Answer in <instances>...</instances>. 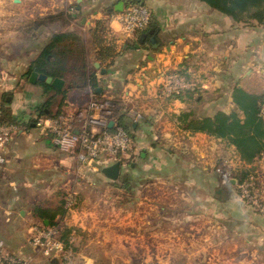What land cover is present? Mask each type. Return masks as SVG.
Segmentation results:
<instances>
[{"label": "crops", "instance_id": "obj_1", "mask_svg": "<svg viewBox=\"0 0 264 264\" xmlns=\"http://www.w3.org/2000/svg\"><path fill=\"white\" fill-rule=\"evenodd\" d=\"M13 1V13L20 10V16L38 19L47 29L44 46L53 34L68 33L49 53L50 61L62 56L67 67L81 65L95 71L96 89L74 70L56 75L65 84L61 89L53 86L60 98L45 107L46 112H76L86 109L92 99L113 98L116 115L133 133L134 147L128 154L139 153L140 161L133 162L132 171L123 178L124 201L118 202L107 189L108 195L93 194L88 182L94 186L106 175L90 171L73 153L59 149L50 134L40 132L33 119H28L32 113L23 114L21 101L17 106L12 103L16 115L31 124L21 126L8 143L6 162L0 167V234L8 242L22 241L29 235L27 228L41 221L35 209L46 211L76 226L73 264H108L107 259L118 256L130 259L126 249L118 255L108 250L109 244L131 243L129 229L163 226L149 216L168 209L171 218L165 242L174 250L162 252L160 260H170V264H264V216L234 188H223L212 169L229 150L239 156L236 146L222 137L185 129L177 118L183 111L196 116L220 109L232 111L236 85L264 93V22L236 21L202 0H141L151 9L154 23L128 37L114 17L116 11L110 10L119 2L126 7L129 0ZM98 19L106 21L108 43H115L114 56L99 58L101 48L92 30ZM16 24L12 27L21 34L23 29ZM154 35L155 45L151 43ZM165 67L185 69L182 73L193 88L190 95H159ZM35 83L29 88L34 90L31 94L37 91L44 97V89L40 91ZM135 108L143 112L139 121L130 115ZM254 164L264 178V158ZM71 192L82 197V207L62 214ZM44 220L49 223L46 216ZM113 224L119 225L120 232L112 230ZM7 228L16 233L6 232ZM162 233L155 232V239ZM140 238L144 243V235ZM97 246L101 255L96 253ZM92 247L97 248L95 253Z\"/></svg>", "mask_w": 264, "mask_h": 264}, {"label": "built area", "instance_id": "obj_2", "mask_svg": "<svg viewBox=\"0 0 264 264\" xmlns=\"http://www.w3.org/2000/svg\"><path fill=\"white\" fill-rule=\"evenodd\" d=\"M99 1V0H94ZM113 13V12H112ZM111 13V14H112ZM121 30L128 36H134L139 30L144 29L152 17L151 9L143 2L128 3L121 11H116ZM163 79L159 85L158 93L162 97H170L181 93L191 87L188 78L172 67L163 69ZM116 101L113 98L92 99L86 109L76 112L63 111L47 115L34 111L31 115L34 125L40 132L50 134L59 149L73 153L82 166L92 170L100 169L106 165L123 160L133 148V136L119 116L116 115ZM264 114V104L262 108ZM133 121L143 118L139 109H131ZM113 120V125L108 123ZM21 128L18 122L0 123V167L6 162V148L17 131ZM222 187L238 185L242 196L248 201H253L258 208L264 211V193L257 185V179L252 175L241 182L233 183L236 177L233 160L220 158L215 165ZM76 195L71 192L65 198V207L68 210L76 209ZM76 228L72 230L69 241L62 238L59 225H49L43 222L35 223L30 228L29 242L35 251L48 258H56L64 264H73L76 248ZM35 256L21 250H10L6 240L0 235V264H34Z\"/></svg>", "mask_w": 264, "mask_h": 264}, {"label": "rangeland", "instance_id": "obj_3", "mask_svg": "<svg viewBox=\"0 0 264 264\" xmlns=\"http://www.w3.org/2000/svg\"><path fill=\"white\" fill-rule=\"evenodd\" d=\"M2 1L3 2L0 3V28L3 29V34L0 35V101L2 103L4 97L6 96V98L9 99V102L6 103L5 105L10 106L12 109H13L12 105L15 102H16L15 105L17 106V103L21 101L22 108L24 109L22 112H24L23 114L27 116L34 112L32 109H35L36 107H40V105H42V107L50 108L51 103L52 102L54 103L57 100V98H60L59 91L55 92L56 90L55 88L47 89L43 84H38L39 81H37V83L35 84L39 85L40 91L44 89L43 91L46 93L44 97L39 95L37 91L31 94L34 90L33 91L29 90L30 87H33L32 82L29 80V74L31 72V62H32L31 58L34 55L36 56L38 51L44 48L48 44L46 43L45 46L43 44L45 41V37L48 35L47 29H45L44 26L42 25L40 26L38 19L30 18L25 14L20 16L18 13L20 12V10H18L17 13L15 12L13 13L11 8V4L14 3L13 0H2ZM16 23H19V26H21V28L23 29V32H21V34L20 32L18 34V32L15 31V27H12V26H16L17 25ZM55 95L56 98L53 97ZM49 98H53V101H50L47 104ZM61 104L62 101L60 102V105ZM226 141L229 142L228 140ZM223 158L233 160L235 176L238 175V177L242 175L245 168L252 167L253 173L250 174V176L253 175L255 179H257L258 182L257 185L260 187V189H262L264 193V178L260 176L259 171L256 170L257 164H254L255 161L262 160L263 157H258L254 162L251 163L252 164L251 166L246 165L245 164L246 162L241 159L240 154L239 156H236L232 150L231 151L229 150L227 155ZM127 160H128L127 166L121 168V174L119 178L112 179L107 175L102 176L103 177L102 180L96 182L98 186L96 184L92 186L90 185L91 182H88L89 189L87 187L85 189L90 190L93 194L108 195V192L104 191L105 189H107L109 193L113 194L116 197V199H118V202L124 201L125 199L122 197L123 191L121 189L122 187H125L123 186L124 183L123 178L126 175V173H128V171H132L131 164L133 162L140 161V155L139 153L136 154L132 153L130 154L129 157H127ZM217 161L218 159L214 162V165L212 166V169L214 170ZM133 170L138 171L139 168L137 167ZM90 171L95 172L96 174L99 175L103 173L100 169L97 170L90 169ZM132 182L137 183V180L134 179ZM223 188H228V187H223ZM230 188H234L246 204L252 206L259 214L264 216V211L258 208V206H256V204L253 201H248L242 196V192L240 191L241 189L238 187V185L231 186ZM112 189H114L113 192ZM75 195L77 201L75 210H79L82 207V197H80L78 193ZM68 211H72V210H68ZM154 214L155 215L151 214L149 217L152 220H156V222L158 221V223H162L163 226H157L156 228L154 227L144 228V229H139L135 227L133 229H129L130 230L129 237L131 243L124 244V243L116 242L111 245L109 244L108 246L110 248L108 250H111L112 252H116L118 253V255L119 253H121V251H124L125 253L127 251L130 254V259L126 261V260H122L120 256H118L117 258H113L109 260L107 259L108 264H170V260H164V259L160 260L158 258V255H160L162 252L169 253L170 251L174 250L172 249V245L169 242H165V240H167L169 237L168 236L169 231L167 230H169L168 226L171 218L170 212L168 209H162L161 211ZM35 223H41V222L38 221ZM118 227H119L118 224H113L112 230L114 231L116 230L115 232H120V228ZM5 230L6 232L12 235L13 233L14 234L16 233V229L13 228H9V229L7 228ZM121 230H125V229H121ZM159 230H162L163 232L162 236L161 238L156 236L155 239L154 236L155 232L158 233ZM27 232L30 233V230H28V228H27ZM86 233H88V230H86ZM0 235L6 240L7 247L10 250L17 251L23 249L26 253L33 254L35 256L34 264H53V261L50 258L43 257L35 251V249L31 246L28 240L29 235L27 237L25 234V238L22 241L14 240L13 242H8V240L6 239V237H4V235L2 234ZM143 235H144V243L141 242L143 238H140L139 240V236L141 237ZM158 235L161 234L159 233ZM132 237H134V241L131 240ZM76 245L77 244L75 243V248ZM97 248H98L97 250L98 252L96 253L101 255L99 249L100 247L97 246ZM97 248L92 247L91 252L93 253ZM56 264H64V263L63 261H60L57 262Z\"/></svg>", "mask_w": 264, "mask_h": 264}, {"label": "trees", "instance_id": "obj_4", "mask_svg": "<svg viewBox=\"0 0 264 264\" xmlns=\"http://www.w3.org/2000/svg\"><path fill=\"white\" fill-rule=\"evenodd\" d=\"M210 4L211 6L229 14L236 21L239 22H252L257 21L264 22V0H202ZM130 3L141 2V0H129ZM154 17L152 14L149 24L139 31L149 28L154 23ZM93 35L95 42L100 46L99 58H108L115 55V43H108L106 37L108 27L104 19H98L93 27ZM138 31V32H139ZM68 33H55L51 37V41L41 50L36 59L31 62V70H37L49 75H65L69 71H75L80 74V78H88L93 88L96 89L98 83L96 81L95 71L88 70L86 66L77 65L75 68H70L65 65L66 59L49 60V53H52L57 42L63 40V37H67ZM60 53L57 52V55ZM67 54H65L66 56ZM185 69L181 68L183 72ZM39 84H43L47 89L53 88V86L45 81L39 80ZM193 91L192 87L184 89L181 93L172 95L183 97L185 94L190 95ZM233 102L236 107L232 111L217 110L211 115L196 116L192 111H183L177 118L181 127L185 129H191L196 131L207 132L212 135L222 137L234 144L240 154L242 160L246 163L254 162L258 157L264 158V114L262 108L264 104V93H257L250 91L241 85H236L233 89ZM52 101H47V104ZM9 102V99L4 97L2 103L0 101V123H12L18 122L24 128L29 127L31 121H26L23 118H19L10 106L5 105ZM46 104V105H47ZM40 109L41 113L47 115H53L46 112V108L36 107ZM60 110L57 111L59 113ZM55 113V114H57ZM131 131V130H130ZM132 136L133 133L131 132ZM134 141V137H133ZM134 147V143H133ZM132 150V149H131ZM127 158L123 160L122 167L127 166ZM251 168V169H250ZM245 168L242 175L238 177L239 182L245 180L253 173L252 167ZM256 175V174H255ZM126 181V180H124ZM234 186V185H232ZM67 208L63 209L65 214ZM35 214L41 217V221L46 224L45 216L49 219V225L57 224L61 227L62 238L65 241H69L70 234L76 227L71 226L67 222L56 219L54 214H50L46 211H40L35 209ZM57 261L56 258H50Z\"/></svg>", "mask_w": 264, "mask_h": 264}, {"label": "water", "instance_id": "obj_5", "mask_svg": "<svg viewBox=\"0 0 264 264\" xmlns=\"http://www.w3.org/2000/svg\"><path fill=\"white\" fill-rule=\"evenodd\" d=\"M123 9H124L123 8V2H119L115 7L111 8L110 12L121 11ZM151 43L153 45L158 43V39L155 35L151 37ZM97 65H99V64H97ZM29 80L31 82H34V83L37 82L38 80L45 81L46 83H49L58 89L63 88V86L65 84L64 78L59 77V76L49 75L47 73L39 72L37 70H33L31 72ZM113 123H114L113 120H111L108 123V126L111 127L113 125ZM121 168H122V162L120 160H118L114 163H111L109 165L104 166L102 168V172L112 179H117V178H119V176L121 174ZM232 181H233V183H237L238 179L236 177H233ZM46 223H48V222H46Z\"/></svg>", "mask_w": 264, "mask_h": 264}, {"label": "flooded vegetation", "instance_id": "obj_6", "mask_svg": "<svg viewBox=\"0 0 264 264\" xmlns=\"http://www.w3.org/2000/svg\"><path fill=\"white\" fill-rule=\"evenodd\" d=\"M33 70H34V69H32L31 72H32ZM31 72H30V74H29V77H30V75H31Z\"/></svg>", "mask_w": 264, "mask_h": 264}]
</instances>
